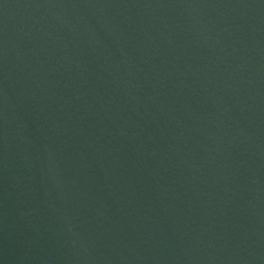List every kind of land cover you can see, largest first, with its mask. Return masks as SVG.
Here are the masks:
<instances>
[{"label": "water", "instance_id": "1", "mask_svg": "<svg viewBox=\"0 0 264 264\" xmlns=\"http://www.w3.org/2000/svg\"><path fill=\"white\" fill-rule=\"evenodd\" d=\"M0 264H264V0H0Z\"/></svg>", "mask_w": 264, "mask_h": 264}]
</instances>
